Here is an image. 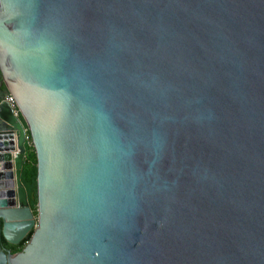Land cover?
<instances>
[{"label":"water","instance_id":"obj_1","mask_svg":"<svg viewBox=\"0 0 264 264\" xmlns=\"http://www.w3.org/2000/svg\"><path fill=\"white\" fill-rule=\"evenodd\" d=\"M0 77V264H264V0H0Z\"/></svg>","mask_w":264,"mask_h":264},{"label":"trees","instance_id":"obj_2","mask_svg":"<svg viewBox=\"0 0 264 264\" xmlns=\"http://www.w3.org/2000/svg\"><path fill=\"white\" fill-rule=\"evenodd\" d=\"M0 90L3 92H6V88L4 84L1 82V77H0ZM18 120L20 121L21 125L23 128H25L24 123L18 114ZM27 133V132H26ZM28 135V133H27ZM23 149H24V154H23V161L20 169V174H19V181L21 186L24 188L27 202H28V207L32 211V215L35 217V174H36V168H35V156L33 152V148L29 143H23ZM31 232L28 233V235L22 239L17 245H9L7 244L4 239L0 235V247L3 250L9 251L11 254L19 252L24 244L27 242Z\"/></svg>","mask_w":264,"mask_h":264},{"label":"built area","instance_id":"obj_3","mask_svg":"<svg viewBox=\"0 0 264 264\" xmlns=\"http://www.w3.org/2000/svg\"><path fill=\"white\" fill-rule=\"evenodd\" d=\"M3 101L9 106V108L11 109L12 114L14 115V117H16L18 119L17 116H18L19 113L17 111V108L15 106V102H14L12 96L9 95V94H5L4 98H3ZM29 141H30L29 135H27V133L25 131L24 137H23V143H29Z\"/></svg>","mask_w":264,"mask_h":264}]
</instances>
